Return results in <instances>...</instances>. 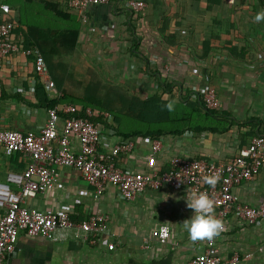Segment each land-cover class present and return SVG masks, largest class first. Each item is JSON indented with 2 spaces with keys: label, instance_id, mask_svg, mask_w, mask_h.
Instances as JSON below:
<instances>
[{
  "label": "crops",
  "instance_id": "1",
  "mask_svg": "<svg viewBox=\"0 0 264 264\" xmlns=\"http://www.w3.org/2000/svg\"><path fill=\"white\" fill-rule=\"evenodd\" d=\"M6 1L13 5L9 6L12 15L19 14L27 25L79 30L76 48L62 60L68 66L62 71L66 77H59L52 98L81 96L96 81L97 86L145 99L157 94L154 85L161 78L174 90L209 87L215 91L220 102L216 127L222 132L166 136L157 152L150 139L133 138V150L118 162L128 173L166 170L175 156L225 163L252 139L264 136V67L260 64L264 20L254 22L256 13L264 10V0H211L209 4L208 0H144L146 6L138 13L128 10L125 0H113L88 7L85 22L68 10L64 0ZM132 36L138 39V53L127 52ZM206 45L209 52L200 57ZM141 55L152 66L148 77L140 70ZM166 65L169 72L163 69ZM30 69L31 59L20 55L8 64L0 63V130L26 133L47 121L46 108L29 92L36 80ZM113 140L108 138L111 144ZM78 146L72 137L71 147L77 150ZM28 163L26 155L7 157L0 147V182H6L8 173L23 172ZM58 173L54 187L28 205L40 211L67 209L76 223L102 213L108 218V234L91 245L75 238L74 232L62 243L22 233L8 264H189L205 251L209 239L192 241L182 226L192 215L184 191L149 189L133 201H124L114 185H106L98 195L73 169L61 167ZM234 195L238 204L256 207L264 202V169L248 184L236 187ZM2 213L0 209V217ZM221 222L223 230L214 238L223 260L236 254L235 264H264V219L247 225L230 214ZM163 227L169 231L168 239H155L152 233ZM111 243L113 250L108 249Z\"/></svg>",
  "mask_w": 264,
  "mask_h": 264
},
{
  "label": "built area",
  "instance_id": "2",
  "mask_svg": "<svg viewBox=\"0 0 264 264\" xmlns=\"http://www.w3.org/2000/svg\"><path fill=\"white\" fill-rule=\"evenodd\" d=\"M69 8L76 11L85 22V12L90 6L109 5L113 0H64ZM144 0H125V7L133 13L145 8ZM14 16L8 5L0 0V63L8 64L16 55L31 59V72L36 80L29 85L34 93L38 81L50 95L55 83L49 69L36 47L25 48L22 39L13 31ZM264 67V51L260 58ZM144 64H141V69ZM140 69V70H141ZM169 72L166 65L163 68ZM148 77L149 75L144 74ZM154 90L164 101L170 93L155 83ZM23 92V90H19ZM183 101L202 100L208 109L218 110L219 99L212 88L194 87L181 91ZM45 125L35 131L22 133L16 130H0V147L5 155H26L29 163L21 173H8L6 182H0V264H8L7 257L15 250L19 236L39 237L54 243H62L74 237L91 245L101 242L108 234V218L97 213L76 223L71 220L72 212L67 209H48L40 211L28 205L38 194L51 190L59 180L58 169H73L84 181L101 195L108 184L118 189L120 198L133 201L146 190H159L168 187L174 191H202L215 201V214L220 221L233 214L247 225H254L264 219V202L256 207L238 204L235 201L236 187L248 184L260 170L264 169V136L251 140L249 145L240 149L225 163H215L207 159L193 157H172L167 172L154 171L152 174H131L118 166L122 155L129 154L134 148L132 139L117 135L113 117L107 112L93 110L72 104L59 103L46 110ZM102 118L107 123L94 119ZM187 135H192L187 132ZM185 134V135H186ZM78 143V149L71 147V138ZM109 139H115L111 142ZM162 147V139L152 141V149L157 152ZM219 176L215 186L204 182L205 176ZM155 239L165 241L169 231L163 227L152 233ZM147 246V245H146ZM113 243L108 245L113 250ZM238 255L223 260L216 246L215 238L208 240L205 251L189 264H235Z\"/></svg>",
  "mask_w": 264,
  "mask_h": 264
},
{
  "label": "trees",
  "instance_id": "3",
  "mask_svg": "<svg viewBox=\"0 0 264 264\" xmlns=\"http://www.w3.org/2000/svg\"><path fill=\"white\" fill-rule=\"evenodd\" d=\"M209 1L211 2V0H208V4ZM3 2L8 6L12 5L10 1L4 0ZM65 5L69 11H74L67 4ZM51 8L53 9L49 5V9ZM210 8L211 5H208V9ZM14 21L15 29L13 32L16 35H20L25 48H38L55 86L57 83L59 85L60 81L57 80L59 77H66L62 71L65 72L68 68L62 60L72 54L76 48L79 39L78 28L75 26H67L65 28L31 26L27 25L19 14H15ZM138 47L137 37L132 36L127 52L138 53ZM208 50V45L202 47L200 57L206 56L209 52ZM140 57L144 64L141 72L150 76L153 71L150 61L143 55ZM159 76H161L160 73ZM96 83V81L89 83L81 96L63 94L52 98L38 81L34 94L39 106L46 108V110L59 103H66L107 112L113 117L111 126L114 127L117 135L125 139L142 137L154 141L166 136L179 137L187 132H222V128L216 127L218 123L217 117H219L218 110L208 109L202 100L183 101L185 98L181 94L182 90H174L171 83L162 78L157 83L170 93L168 101H164L159 93L143 99L124 90L97 86ZM170 101L174 102L171 111L165 108V105ZM94 121L102 122L105 127L109 126V123L100 117L94 119ZM169 170L170 167L168 166L162 172Z\"/></svg>",
  "mask_w": 264,
  "mask_h": 264
},
{
  "label": "clouds",
  "instance_id": "4",
  "mask_svg": "<svg viewBox=\"0 0 264 264\" xmlns=\"http://www.w3.org/2000/svg\"><path fill=\"white\" fill-rule=\"evenodd\" d=\"M264 20V10L256 13L254 22ZM174 102H169L165 108L172 110ZM204 182L210 186H215L219 181V176H205ZM186 207L192 210L190 218L182 222L183 228L187 231L189 239L192 241L212 239L223 230L222 222L215 215V201L206 192L187 191L185 195Z\"/></svg>",
  "mask_w": 264,
  "mask_h": 264
},
{
  "label": "rangeland",
  "instance_id": "5",
  "mask_svg": "<svg viewBox=\"0 0 264 264\" xmlns=\"http://www.w3.org/2000/svg\"><path fill=\"white\" fill-rule=\"evenodd\" d=\"M122 128H125V127H122Z\"/></svg>",
  "mask_w": 264,
  "mask_h": 264
}]
</instances>
